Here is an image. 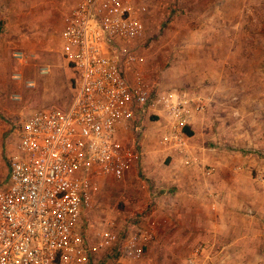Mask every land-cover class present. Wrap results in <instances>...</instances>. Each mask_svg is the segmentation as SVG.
I'll use <instances>...</instances> for the list:
<instances>
[{"label":"built area","instance_id":"2783aa9c","mask_svg":"<svg viewBox=\"0 0 264 264\" xmlns=\"http://www.w3.org/2000/svg\"><path fill=\"white\" fill-rule=\"evenodd\" d=\"M149 15L142 0H77L67 15L62 41L72 97L63 107L35 111L15 128L8 172L0 180V264L144 260L158 230L148 219L153 201L135 216L138 224L122 232L104 227L90 236L86 216L107 178L123 183L132 174L151 116L164 130L163 147L186 167L199 163L187 128L204 113L205 98L182 88L161 90L144 75L136 47ZM202 250L195 247L184 264H201Z\"/></svg>","mask_w":264,"mask_h":264},{"label":"rangeland","instance_id":"374dc122","mask_svg":"<svg viewBox=\"0 0 264 264\" xmlns=\"http://www.w3.org/2000/svg\"><path fill=\"white\" fill-rule=\"evenodd\" d=\"M76 1L0 0V180L7 175L8 154L21 120L42 108L63 107L72 97L73 74L63 54L62 32ZM252 2L253 9L246 15L260 23L247 28L256 35L264 32V1L262 6L257 5L258 0ZM163 6L166 9L165 3ZM173 13L165 10L162 20L149 15L146 35L136 47L142 58L140 68L161 90L182 88L200 92L205 98L202 116L212 133L207 140L212 159L219 157L215 150L227 152L222 160L225 163L217 164L205 180H235L232 193H239L245 202L241 211L264 224V43L247 41L245 51L239 48L228 54L222 58L223 64H207L208 58L199 52L188 59L180 54V39L196 27L182 20L172 23L177 18ZM190 60L191 68L198 71L182 68ZM29 82L34 86H28ZM155 119L145 120L147 136L140 138L144 160L133 168L131 177L123 183L112 178L104 182L100 197L86 216L90 236L104 227L122 232L137 223L135 216L147 210L158 186L155 180H168L170 161L161 157L164 147L158 142L161 130ZM192 173L203 180L197 171L185 176ZM163 236L165 239L168 234ZM155 241L144 260L135 264H183L193 247L204 243L190 236L186 248L157 249Z\"/></svg>","mask_w":264,"mask_h":264},{"label":"crops","instance_id":"0c3cea01","mask_svg":"<svg viewBox=\"0 0 264 264\" xmlns=\"http://www.w3.org/2000/svg\"><path fill=\"white\" fill-rule=\"evenodd\" d=\"M252 1L149 0L148 4L152 18L162 20L165 19V10L173 11L177 18L172 23L182 20L196 27L191 30V34L180 39L183 41L181 55L189 59L200 53L199 55L208 58L204 63L212 61L223 64V57H229L228 54L234 51L238 52L239 48L247 46V41L255 39L264 43V32L252 35L250 28H247V25L260 23L246 15V11L252 8ZM258 1L257 5L262 6L264 0ZM244 39L246 43L242 45ZM245 49L246 47L243 51ZM191 66L190 60L182 68L187 70ZM191 69L198 71L195 67ZM144 124L149 125L146 121ZM159 127L162 134L164 130L160 125ZM187 130L192 131L191 135L188 134L190 152L199 163L186 167L173 152L165 147L161 150L162 159L170 161V176L168 180H155L158 186L154 188V194L150 198L154 202V209L148 217L150 223L154 221L158 226L155 238L157 249H183L187 247L190 236H197L204 242L193 247V250L197 246L203 247L201 264H264V224L261 220H256L254 215L241 211L245 202L239 193H232L235 180H205L208 178L206 176L212 175L206 174L208 166L212 170L217 164L225 163L222 160L226 156V150H215V155L219 157L212 159L213 151L207 144L212 133L204 124V116H198ZM213 137H216L215 132ZM143 155L136 165L143 162ZM196 171L204 176L203 180L199 175L194 176V173L185 176L186 172ZM140 212L142 210L138 213ZM163 234L168 236L163 239Z\"/></svg>","mask_w":264,"mask_h":264},{"label":"trees","instance_id":"16d2710c","mask_svg":"<svg viewBox=\"0 0 264 264\" xmlns=\"http://www.w3.org/2000/svg\"><path fill=\"white\" fill-rule=\"evenodd\" d=\"M187 132H188V134H190V135L192 134V131H190V130H187Z\"/></svg>","mask_w":264,"mask_h":264}]
</instances>
